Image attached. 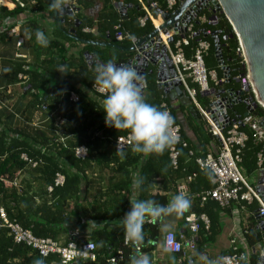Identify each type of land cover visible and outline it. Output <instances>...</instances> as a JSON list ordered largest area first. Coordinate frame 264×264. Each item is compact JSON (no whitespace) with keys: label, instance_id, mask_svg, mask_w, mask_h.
Returning <instances> with one entry per match:
<instances>
[{"label":"trees","instance_id":"16d2710c","mask_svg":"<svg viewBox=\"0 0 264 264\" xmlns=\"http://www.w3.org/2000/svg\"><path fill=\"white\" fill-rule=\"evenodd\" d=\"M10 1L17 2L18 0ZM25 1H21L22 6H18L14 11H8L6 8L0 7V22L6 16H13L22 10H26L27 6ZM31 1L30 8L32 10L42 9L38 7L40 0ZM103 1L104 4L110 7L105 13V16L102 19L99 17L97 21L99 22V28L102 21L105 23L102 31H106L104 35L101 33L102 39L106 43L124 48H130L132 42L130 40H124L120 43L114 41L113 28L117 24H120L123 32L135 36V39L143 38L153 30V25L150 20L145 21L144 25L139 23V19L145 15L140 6V2L146 6L155 3L158 5L157 9L166 10L161 0H124V4L130 10L128 11L126 19L121 20L116 8L119 0ZM48 10L52 16V10H50L49 6ZM203 14L207 18L210 17V14L206 11ZM216 18V24L205 23L193 25L192 29L197 35L189 40L188 46L184 47V53L187 57H190L199 40L208 42L210 49L204 59L205 67L208 71H214L219 81L222 80L223 73L215 58L214 41L212 38V33L218 31L217 36L222 58L225 65L229 68L230 73V83L225 86L230 87L233 91H239L241 83L237 82L236 78L245 76V70L242 67L241 58L236 54V49L238 48L237 39L231 36L232 28L224 15L217 14ZM74 20H77V18L66 19L64 25H61L60 29L55 30V34L71 42L73 39L68 38L65 32L73 29L76 31L75 36L77 38L97 42L91 35L81 33L82 28H91L92 22H83L84 20L79 18V26L76 28ZM32 32L35 35V31L33 30ZM206 32L210 33L206 35ZM1 35L3 33H0ZM224 37L225 40H223ZM86 47L96 49V46L93 45H87ZM100 50L103 51V54H96H98L97 57L103 63L123 62L126 60V53L114 48ZM63 62L59 64L64 65L65 63ZM78 66V72L73 73L71 76L68 75L67 66L64 67L63 71H58L57 74L55 73L56 76L59 74L61 78V81L55 84L48 82L44 72L39 69L23 70V66H19L17 69L16 76L22 74L28 77L32 103L37 111L41 112L40 107L45 105L46 111L41 113L48 114L50 111L55 110L59 117H68L69 120L75 121L76 124L70 130L71 138L64 142L65 147L59 146L53 148L49 144L53 139L48 138L43 132L38 130L13 131L10 135L6 132H0V178L7 176L9 181L15 180L18 173L26 168V164L20 160L21 155H25L28 159L39 163L35 170L40 174L37 180L43 185V190L41 189L38 193L28 196L26 191L21 190L18 193L13 186L0 181V207L4 209L8 219L16 222L23 229L30 230L38 238L56 240L60 234H65L66 240H64V244L75 240L67 232L68 229L66 230V228L72 222L69 214L78 217L80 210H71L68 214L67 202L73 197L77 198L80 182L86 178V172L93 173L96 170L108 168H111L112 172H117V177L111 181L112 186L109 192L112 194L111 197L114 198L111 200L112 208L107 212L94 215L93 221L109 222L122 217L129 207V200L132 198V182L138 176H144L146 183L141 190L136 189V199L151 198L159 201L161 204H166L169 198L158 194L152 195L151 191L155 185L162 186L164 190L176 192L175 187L179 180H186L188 177H192L191 182L187 185L191 196L208 190L210 191L213 188V184L211 183L212 173L207 169L201 170L196 164V160L204 158L206 154L204 156L195 155L192 148L184 140L175 114L163 93L157 89L152 76L145 75L146 88L142 95L148 103L161 110H163L161 105L163 103L166 104L175 124L180 128L181 143L176 146L178 155L175 166L172 165L169 159L170 147L160 155H143L131 152L129 145L123 149L125 152L123 159L114 153L115 140L118 137L127 136L128 134L123 131L118 132L114 128L106 126L102 105L99 103L103 101V96L94 90L95 86L93 81L95 73L93 69L87 70L83 53L80 55ZM72 82L85 88L89 95L82 94L81 91L71 84ZM189 87L194 88L193 85H189ZM70 93L77 95V103L69 102ZM250 96V94H245L243 99ZM196 102L202 110L207 109L209 101L206 98L204 99L201 95L197 94ZM193 109L201 123L203 133L211 140L215 139L211 135L206 121L196 111L194 106ZM233 109L228 112L232 119L237 116H242L245 113L246 106L242 103L236 104ZM251 114L257 118L264 119V109L261 107H257ZM239 131L244 132L248 137L241 150V161L238 164L239 172L241 173L240 170L244 169L247 157L249 158L248 171L257 170L256 156L259 152L264 154V143L255 144L251 134L245 128L239 127ZM182 143H185L186 146L183 147ZM79 146H84L88 151L87 157L84 160L76 159L73 155V150ZM41 149H45L47 152L45 151L46 153L43 154ZM57 173H61L64 177L62 186H54V179ZM47 186L52 187L50 192L47 191ZM34 196L41 200L39 205L33 204L32 198ZM48 199L52 201L50 205L46 203ZM192 199L190 213L195 214L197 217L203 214L209 221L208 230L204 228L202 223H199L198 237L201 238L199 242L201 243L204 237L210 239L214 235L216 221L212 214L216 215L221 208L212 200L207 201L200 207L198 201L194 198ZM254 210L255 206H251L250 211ZM93 221L92 219L90 220V222ZM77 222L81 224L79 217ZM254 225L255 222L251 217L250 225L244 229V237L250 247L255 246L260 240L259 234L253 230ZM155 229L156 225L144 223V242L138 245L141 251L150 246V239L156 233ZM86 241L94 243L96 261L94 263L77 264H111L109 260L116 257L118 251H122L124 255V260L121 264H130L131 258L134 255L132 242L129 241L125 245V231L122 223L119 225L107 224L100 230H93L89 239ZM237 253H242V251L238 249ZM37 260L42 261V264H52L58 262V257L56 255H49L43 258L36 251L22 244H15L6 229L0 228V264H36ZM249 261L250 264L255 263L253 255H251Z\"/></svg>","mask_w":264,"mask_h":264},{"label":"crops","instance_id":"0c3cea01","mask_svg":"<svg viewBox=\"0 0 264 264\" xmlns=\"http://www.w3.org/2000/svg\"><path fill=\"white\" fill-rule=\"evenodd\" d=\"M21 1L23 0H18L17 2L0 0V7H4L8 11H14L18 6L21 7ZM31 2V0H26V10H22L13 16H6L4 19H1L0 22V29L4 25L3 22L9 24V28L15 29L13 33L4 32L3 35L0 36V132H6L10 135L13 131L17 132L28 129L29 131L38 130L43 132L48 138L54 139L60 137L67 141L71 138L70 130L76 124L75 121L69 120L68 117H59L55 110L50 111L48 114L37 111L32 103L29 83L28 81L21 83L17 79V69L19 66H23V70L39 69L44 72L48 82L55 84L61 81L60 75L58 74L56 76V74L58 71H63L64 67H68L69 76L78 72L79 58L82 53L87 70H94L96 65H89L85 60L84 54H103V51L100 49L104 48H88L86 47L87 45H83L75 40L70 42L57 36L55 34V30L58 29L57 21L53 15V11L51 16L48 10L50 0H40L38 3V7L42 8L40 10H32V8H30ZM118 4H122L125 7L127 17L130 9L124 4V0H119L117 5ZM75 6L78 9V14L75 17L77 21L80 18L84 20L83 22H92V27L82 28L81 33H85V29H91V33L85 34H89L95 38L97 40L96 43H106L101 36V33L104 35L106 31H102L105 23L102 21L99 28V22L97 21L99 17L102 19L105 16L110 6L104 4L103 0H76ZM68 18L69 17H66L64 21ZM64 21L59 24V26L64 25ZM33 30H40L45 33L48 39V44L46 46L37 42L32 32ZM69 31L70 30L65 32V34ZM0 33H2L1 30ZM61 62L65 64H59ZM222 80H224V77ZM71 84L81 91L82 94H88L86 89L79 84L73 82ZM225 85L228 84L221 82L217 87L213 85L211 89L213 91L231 90L230 87L228 88ZM222 96L226 97L227 95L223 94ZM203 98L209 101L207 97L204 96ZM99 103L102 105V101ZM169 104L181 127L184 140L192 148L194 154L197 156H204L209 152L216 154L219 144L217 140H211L203 133L201 123L193 109V105H189L185 100L180 101L179 99L175 102H169ZM199 108L201 109L199 105L198 108H195L197 112L200 111ZM114 153L117 154L116 151H114ZM248 160L249 158L247 157L244 169L240 171L244 177L245 183L249 187H254L260 179L261 172L258 170L248 171ZM116 173L112 172L111 168L96 170L93 173L86 172V178L82 179L80 182L77 198L73 197L67 202L68 214L71 210H80L78 217L81 224L77 222L78 217L69 214L72 222L69 223L70 226H68L66 230L68 229L67 232L73 236V239L78 241L88 240L91 232L94 230L88 225L90 220L92 219L93 221L94 215L107 212L112 208L111 200L114 198L111 197L112 194L109 192L112 186L111 181L117 177ZM38 177H40V174L35 169L25 168L18 173L16 181L19 184L20 191L24 190L27 192L28 196H30L38 193L41 189L43 190V185L37 180ZM184 181L185 180H179L177 184ZM48 187L49 186H47V188ZM20 191L17 192L19 193ZM175 193L176 192L164 190L160 185H155L151 191L152 195L158 194L160 196H167L169 199H171L172 195ZM32 200L35 205L41 203V200L35 196ZM192 200L191 198V201ZM46 203L50 205L52 201L48 199ZM251 206H255L254 211H250ZM260 206L261 204L257 200H254L251 204L233 202L229 208L220 209L216 215L212 214L216 221V233L214 232V235L210 239L204 237L201 243H199L201 238L198 237V244L195 252L186 251L183 264H204V261L200 259L201 255L209 258H216L218 256L231 254L232 238L236 240L235 246L251 257L253 250L247 244L244 237V229L250 225V218L252 217L255 222L253 230L257 232L255 212ZM187 213H190V208L182 216L172 221L173 227L171 232L176 237H188L190 235L184 222ZM164 219L167 218H160L159 224L156 225V233L153 238L150 239V246L139 253L140 255L149 256L151 264H176L177 261V256L162 251V242L165 234L161 232L160 226L164 222ZM84 222L86 223L85 225ZM64 240H66V235L60 234L55 241L64 243ZM258 247L259 246H257L256 249H258ZM135 255L137 254L134 251L133 256Z\"/></svg>","mask_w":264,"mask_h":264},{"label":"built area","instance_id":"2783aa9c","mask_svg":"<svg viewBox=\"0 0 264 264\" xmlns=\"http://www.w3.org/2000/svg\"><path fill=\"white\" fill-rule=\"evenodd\" d=\"M75 2L76 0H65V5L69 7V11L72 15L71 18L76 17V15L78 14V11L72 9V7L77 8L75 6ZM161 2L166 7V10L164 11L169 12L175 11L179 5L178 0H161ZM140 6L144 11L145 15L139 19V23L141 25H144L145 21L150 20L152 22L153 28H156V25L154 23V12L159 10L157 9L158 5L155 3H151L149 6H146L140 2ZM206 12L210 14L209 18H207L203 14L202 16L198 17L195 21H197L198 24H216L217 18L213 20L211 18L212 13L210 11ZM3 23L4 25L0 29L2 33H13L15 31L14 28H9V24H5V22ZM194 24L195 23L193 22L187 26L183 38L177 36V40H175V36L174 42L170 46L167 45L165 42L168 38V35L162 36V40L165 45V48L167 49L170 55L171 63L178 74V77L182 83V86L187 96L191 100L192 105L195 108H198V104L196 102L197 94L204 97L205 94L211 92V85L217 86L221 82H223V80L219 81L215 72L208 71L205 67L204 59L210 49V45L208 42L204 40H199L191 56L187 57L185 55L184 47L188 46L189 40L196 37L197 35V33L194 32L192 29ZM113 31L114 41L116 43H120L124 40H130L128 38L129 35L122 31L120 24H117L113 28ZM84 32L91 33L92 30L85 29ZM209 33L210 32H206V35H208ZM223 40H225V37L223 38ZM130 41L133 44V41ZM237 43L238 48L236 49V54L242 60V67L245 70V76L236 78V81L241 83V91H243L245 94H250L251 96H253L252 84L250 83L249 74L246 69L247 61L244 56L243 48L238 40ZM18 80L21 83H25L28 81V77L26 75L21 74L18 75ZM189 85H193L194 88H190ZM94 90L96 93L100 94L96 90V87H94ZM235 98L237 97H234V100ZM69 102L77 103V95L74 93H70ZM161 108L163 110H167L170 113V110L166 104L163 103L161 105ZM201 109L198 113L206 121L211 135L215 138V140H217L219 144V148L216 154H212L209 152L204 158L197 159L196 164L201 170L207 169L212 173L211 183L213 184V188L210 191L202 192L191 196L188 191L187 185L191 182L192 177H188L184 182L176 185V192L179 190L186 191L190 195V198H194L198 201L200 207H202L209 200L214 201L221 209L229 208L231 203L233 202H243L246 204H251L254 200H257L261 204L259 214L264 215V205L261 203L258 196L256 195L254 187H249L245 183L244 177L241 175L238 169V164L241 161V150L243 149L248 138L244 132L239 131V127L245 128L251 134V137L255 144H263L264 130L260 127V123L264 122V119H260L253 116L252 114H248L247 116L242 117L239 120H234V122L226 128H224L223 125L216 127L208 119V113L206 112V110ZM40 110L41 112H45L46 106L42 105L40 107ZM225 130L226 132L224 133ZM173 135L177 137V140L172 146H170L169 159L172 165L175 166L176 158L178 155L176 151V146L181 143L180 128L177 124H175V122L173 128ZM64 142L65 139L57 137L51 140L49 144L52 145L53 148L59 146L65 147ZM129 145V135L118 137L115 140V151L117 150V146L121 150H123ZM182 146L185 147L186 144L182 143ZM45 151V149H41V152L43 154L47 152ZM87 152L88 151L84 146H79L73 150V155L76 159L84 160L87 157ZM20 160H22L26 164V168L28 169H35L39 165L37 161H32L31 159H28L25 155H21ZM256 169L260 172H264V154L262 152H259L256 156ZM0 181L6 184L8 183V185L13 186L14 188H16L17 191H20V187L16 179L9 181L7 176H3L0 178ZM63 182V175L61 173H57L54 179V186H62ZM47 190L48 192H50L52 190V187L49 186ZM131 191L132 198L129 200V205L131 201L136 199V188H134L133 182ZM123 216L109 222L93 221L89 224V226L92 227L94 230H100L107 224L119 225L122 223L121 219L123 218ZM154 220L155 218L149 217L146 218L145 223L155 225ZM184 222L187 226V230L190 233L188 237H176L172 232H170L167 237H165L164 235L162 242V245L166 246L168 249V251L165 253L177 256L176 264L184 263L186 251L195 252L198 242L199 223H202L206 230H208L209 227V221L207 217L203 214L197 217L193 213H187ZM0 228L6 229L8 235L12 238V241L15 244H22L25 247L36 251L43 258H46L49 255H56L58 257V262L52 264L94 263L96 261V255L94 252L95 246L93 242L71 240L68 243L64 244L48 238H38L34 236L31 231L23 229L19 224L8 219L6 212L1 207ZM128 243L129 240L125 236V245ZM231 245L232 253L224 256L229 258L226 260L225 264H236V260L241 254L246 255L247 264H250L249 255L245 254L244 252L237 253L238 248L235 246L236 240H234V238L231 239ZM132 246L136 254H139L141 252V248L138 245H134L132 243ZM251 255H253V252L251 253ZM123 260L124 255L122 251H118L116 257L111 258L109 261L111 264H121Z\"/></svg>","mask_w":264,"mask_h":264},{"label":"water","instance_id":"95a60500","mask_svg":"<svg viewBox=\"0 0 264 264\" xmlns=\"http://www.w3.org/2000/svg\"><path fill=\"white\" fill-rule=\"evenodd\" d=\"M179 5L173 12L157 10L154 12V23L156 28L143 38L135 39L130 48H124L110 43H96L93 41H85L75 36V31L70 30L66 36L83 45H93L100 48H114L118 51L126 53V60L123 62H113L117 66L130 67L134 69L142 78L139 81L141 94L146 88L145 75L152 76L157 89L160 90L164 97L171 103L176 100L186 101L191 105V100L183 89L178 74L171 63L170 55L165 48L162 36L168 35L166 44L171 45L174 37H184L186 28L189 24L195 23L203 12L210 11L211 18L216 19V14H223L232 28V37L236 36L240 42L245 59L247 61V72L252 79L253 96L243 99L245 93L241 90L233 91H213L205 94L208 98V106L206 112L208 119L216 127L223 125L228 127L234 120L251 114L257 107H262L259 103H264V0H178ZM119 16L122 20L126 18V9L122 4L117 5ZM78 11L77 8L72 7ZM53 11V10H52ZM53 15L59 24L63 23L66 17L71 18L72 15L69 7L65 5L62 12L53 11ZM75 27L79 26L77 20ZM218 31L213 32L214 53L218 66L221 68L224 80L222 83H230L229 68L225 65L218 40ZM85 60L89 65H97L103 63L96 54H84ZM150 68V69H149ZM226 94V97L222 95ZM234 97L235 98L234 100ZM260 99L259 101L257 100ZM244 104L246 106L245 113L232 119L228 112L231 111L236 104ZM260 127L264 130V122L260 123ZM254 191L261 203L264 205V172H261L259 181L254 185ZM258 208L255 212L257 220V233L260 240L255 246H252L254 264H264V215L259 214ZM160 218H155V225L159 224ZM258 249H256V247Z\"/></svg>","mask_w":264,"mask_h":264},{"label":"clouds","instance_id":"9594fccd","mask_svg":"<svg viewBox=\"0 0 264 264\" xmlns=\"http://www.w3.org/2000/svg\"><path fill=\"white\" fill-rule=\"evenodd\" d=\"M64 7L65 0H50V10L59 13ZM35 38L41 45L48 44L45 33L40 30L35 31ZM128 38L135 40L132 35ZM94 73L93 84L103 96L102 111L105 124L130 136L131 152L160 155L176 142L177 137L173 135V117L167 110H161L146 101L139 86L142 78L134 69L107 62L97 64ZM116 151L121 159L125 157V152L118 146ZM145 183L144 176L133 180V186L138 190H141ZM191 204L190 195L184 190L173 194L166 204L151 198L131 201L129 209L121 219L126 238L134 245L143 243V226L149 217L167 218L160 226L161 232L167 237L172 231V221L187 212ZM162 251L167 252V247L162 245ZM200 259L204 264H225L229 258H209L201 255ZM36 264H42V261L37 260ZM130 264H151V259L147 255L137 254L131 258ZM236 264H247L246 255L241 254Z\"/></svg>","mask_w":264,"mask_h":264},{"label":"bare ground","instance_id":"6f19581e","mask_svg":"<svg viewBox=\"0 0 264 264\" xmlns=\"http://www.w3.org/2000/svg\"><path fill=\"white\" fill-rule=\"evenodd\" d=\"M249 80H250V83L253 84V83H252V79L250 78V76H249ZM257 100L259 101L260 99H258V97H257ZM259 103H260V105H261L262 107H264V103H262L261 101H259Z\"/></svg>","mask_w":264,"mask_h":264},{"label":"rangeland","instance_id":"374dc122","mask_svg":"<svg viewBox=\"0 0 264 264\" xmlns=\"http://www.w3.org/2000/svg\"><path fill=\"white\" fill-rule=\"evenodd\" d=\"M7 1H10V0H7Z\"/></svg>","mask_w":264,"mask_h":264}]
</instances>
